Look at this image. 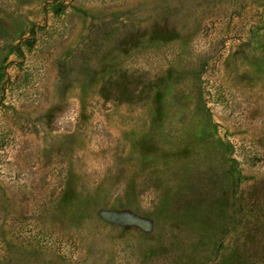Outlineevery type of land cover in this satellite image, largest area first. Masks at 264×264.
<instances>
[{"label":"rangeland","instance_id":"374dc122","mask_svg":"<svg viewBox=\"0 0 264 264\" xmlns=\"http://www.w3.org/2000/svg\"><path fill=\"white\" fill-rule=\"evenodd\" d=\"M0 264H264V0H0Z\"/></svg>","mask_w":264,"mask_h":264},{"label":"trees","instance_id":"16d2710c","mask_svg":"<svg viewBox=\"0 0 264 264\" xmlns=\"http://www.w3.org/2000/svg\"><path fill=\"white\" fill-rule=\"evenodd\" d=\"M229 203H230V195L227 190H223L221 195L217 198V204L219 208L227 207L229 208Z\"/></svg>","mask_w":264,"mask_h":264}]
</instances>
